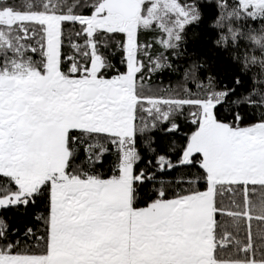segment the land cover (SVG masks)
Masks as SVG:
<instances>
[{"label":"snow or ice","instance_id":"6c2138e0","mask_svg":"<svg viewBox=\"0 0 264 264\" xmlns=\"http://www.w3.org/2000/svg\"><path fill=\"white\" fill-rule=\"evenodd\" d=\"M84 7L91 14H78ZM195 14L178 0L0 6V209L32 206L37 222L13 240L0 218V264H264V89L243 97L260 108L259 122L246 123L223 103L234 89L200 82V65L175 86L146 80L173 65L163 52L151 59L138 31L156 22L166 33L159 43L178 56ZM110 34L125 37H112L124 71L101 51ZM180 121L194 130L159 154L152 133L179 135ZM142 148L155 154L154 171L152 159L139 166ZM197 164L205 190L157 180ZM225 190L242 203L226 208Z\"/></svg>","mask_w":264,"mask_h":264},{"label":"trees","instance_id":"16d2710c","mask_svg":"<svg viewBox=\"0 0 264 264\" xmlns=\"http://www.w3.org/2000/svg\"><path fill=\"white\" fill-rule=\"evenodd\" d=\"M34 0H0V6L4 4H12L19 10H27V6L33 3ZM71 2V0H69ZM179 3L183 5H198L196 11H202L203 16L198 21H192L184 26L181 32V40L179 45L181 46L179 52L180 55L174 56L173 50H169L164 55L169 58L170 63L173 68H163L158 70L156 73L152 74L150 77H146V80L151 85H157L160 87L175 86L179 82L183 81L184 73L189 70H195L192 68L193 64L200 65L199 71L197 73L199 81L207 84L208 78L212 77L214 81L215 90L217 91H230V95L223 102L229 105L232 110L240 111L244 117L246 123L259 122V105H252L243 101V97L251 94L253 99H259V90L264 89V83L254 82L252 74L249 71H242L241 65L238 62H234L230 51H224L213 45V40L216 38V30L209 26L210 21L214 20L218 14L217 4L215 2L208 3V0H178ZM235 2V0H230V3ZM81 4L91 3V0H80ZM77 11V9H74ZM92 9L89 7H84L78 11V14H91ZM242 22L245 27L248 25H255L264 23V15H250L245 13L242 17ZM151 32L144 31L140 29L138 31V43L142 42L143 37L149 36ZM157 36L156 33H154ZM112 37L125 38L123 34H110L108 37L109 46L104 47L103 44L100 45L101 51L112 60L113 64L119 68L121 71L126 70V65L120 63L123 57L122 49H117L116 44ZM86 37H76L74 38V43H83ZM99 38V37H98ZM67 41H65V51H68ZM243 44L244 42L241 41ZM115 53V54H113ZM157 50L154 53L158 56ZM34 59H38V54H32ZM160 55V54H159ZM156 56H154L156 58ZM138 58H141V54L138 53ZM153 58V59H155ZM3 57L0 56V61ZM152 59V58H151ZM145 71V70H142ZM116 74L115 72H110L109 75ZM139 75V74H138ZM237 79L240 83L237 84ZM193 91H196L195 84L189 81L188 85ZM236 99H240L241 103L239 105L233 104L232 102ZM219 107V106H218ZM182 126V132L179 135L172 136L171 134L165 135L163 131H154L152 135L156 138V142L153 145L157 148L159 154H165L167 144L172 140L176 139L178 143H183L184 134L189 133L194 130L192 127H185L184 122L180 121ZM167 124L162 125V128H167ZM111 147V145H109ZM143 160L140 162L139 166L144 167L147 164L148 159L153 160L152 167L148 168V171L155 170V154L149 156L147 149H141ZM83 155V150H82ZM179 154H173L172 159L175 162ZM99 167V166H98ZM202 169L199 165L193 166H177L171 171L165 170L164 172H157V180L164 178L170 180L175 188L190 187L193 184L197 186L200 190H205L206 184L203 180L198 179V174L202 173ZM107 178V174L105 175ZM5 184L1 181L0 175V187ZM159 187V184L156 185ZM252 187V186H250ZM259 193H249L250 199L255 198ZM223 203L226 208H233L235 203H242L243 196L242 193L237 195L233 192L225 190L223 195ZM144 206V205H140ZM36 208L29 206L25 209L23 206L19 208H7L0 209V218H3L8 225V235L11 239H16L18 235H22L26 227L37 225V222L33 220V214ZM217 220L220 222H226L228 217L225 215L223 220H221L220 214H217ZM18 230V231H15ZM15 232V234H14ZM219 233V230H218ZM226 239H231L227 237ZM241 238L246 240V232L241 234ZM29 242L31 240L29 239ZM231 244H226V248L231 250Z\"/></svg>","mask_w":264,"mask_h":264},{"label":"clouds","instance_id":"9594fccd","mask_svg":"<svg viewBox=\"0 0 264 264\" xmlns=\"http://www.w3.org/2000/svg\"><path fill=\"white\" fill-rule=\"evenodd\" d=\"M217 4L218 14L209 26L216 30L213 45L224 51H230L234 62L241 65L242 71H249L254 82L264 83V23L244 26L242 17L245 13L264 15V3L253 0H208ZM198 9V5L196 6ZM202 11L197 10L193 21L202 18ZM241 41L244 43L242 44Z\"/></svg>","mask_w":264,"mask_h":264},{"label":"rangeland","instance_id":"374dc122","mask_svg":"<svg viewBox=\"0 0 264 264\" xmlns=\"http://www.w3.org/2000/svg\"><path fill=\"white\" fill-rule=\"evenodd\" d=\"M150 3H151V0H146V6L150 5ZM185 6H187V5H185ZM260 11L264 12V10H260ZM143 30L149 31V32H151V34L149 36L143 37L140 45H142V46L151 45V48H149L148 51H149V55L152 59L155 58L154 56H156L154 54V53H156V50H157V52H159L158 55L161 54L162 52L165 54L166 52H168L170 50V49L169 50L164 49L163 45L159 43V41L161 39L166 38V33H164L161 29H159L158 24L156 22H153V25L150 29H143ZM154 33H156L157 36H155ZM141 58H143V57L141 56ZM145 63H147L146 60H145ZM1 181L4 184H6L7 178H5L1 175Z\"/></svg>","mask_w":264,"mask_h":264}]
</instances>
